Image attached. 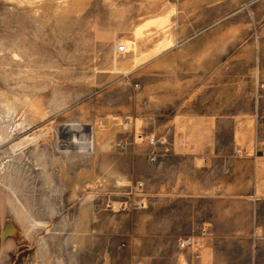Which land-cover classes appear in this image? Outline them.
I'll return each mask as SVG.
<instances>
[{"label": "rangeland", "instance_id": "1", "mask_svg": "<svg viewBox=\"0 0 264 264\" xmlns=\"http://www.w3.org/2000/svg\"><path fill=\"white\" fill-rule=\"evenodd\" d=\"M257 157L264 0H0V264H264Z\"/></svg>", "mask_w": 264, "mask_h": 264}, {"label": "crops", "instance_id": "2", "mask_svg": "<svg viewBox=\"0 0 264 264\" xmlns=\"http://www.w3.org/2000/svg\"><path fill=\"white\" fill-rule=\"evenodd\" d=\"M264 157L256 158V172L252 195L254 201H264Z\"/></svg>", "mask_w": 264, "mask_h": 264}, {"label": "built area", "instance_id": "3", "mask_svg": "<svg viewBox=\"0 0 264 264\" xmlns=\"http://www.w3.org/2000/svg\"><path fill=\"white\" fill-rule=\"evenodd\" d=\"M126 51V47L124 45H118L117 52L123 53ZM196 245V242L193 238H185L179 240V247L181 249H188Z\"/></svg>", "mask_w": 264, "mask_h": 264}, {"label": "water", "instance_id": "4", "mask_svg": "<svg viewBox=\"0 0 264 264\" xmlns=\"http://www.w3.org/2000/svg\"><path fill=\"white\" fill-rule=\"evenodd\" d=\"M11 229H14L16 232L15 227L11 223H8L5 227V229L2 231V234H1V242L2 243H5L7 238L15 236V234L11 233Z\"/></svg>", "mask_w": 264, "mask_h": 264}]
</instances>
